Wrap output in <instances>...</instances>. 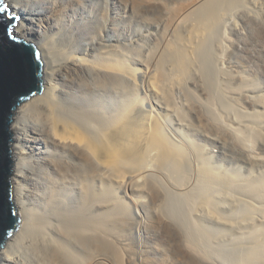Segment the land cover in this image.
<instances>
[{"label":"bare ground","instance_id":"6f19581e","mask_svg":"<svg viewBox=\"0 0 264 264\" xmlns=\"http://www.w3.org/2000/svg\"><path fill=\"white\" fill-rule=\"evenodd\" d=\"M6 1L21 16L18 37L35 44L46 64L44 91L19 104L13 116L12 186L21 224L0 249V264H123L124 259L158 264L153 252L158 239L162 256L172 249L183 264H212L217 249L206 245L216 236L205 237L207 224L220 227L221 241L232 244L231 249L223 246L226 254L240 261L264 257V212L256 216L241 209L247 214L227 218L225 210L235 213L237 207L226 195L232 179L207 158L205 165L197 163L203 156L168 125L172 115L180 124L185 119L172 94L179 87L189 89L184 82L196 54L245 0H139L144 6L130 9L132 15L144 9L165 18L154 26L161 40L151 32L153 38L148 36L135 55L104 44L101 5L91 17L85 0ZM111 21L108 29L115 31L117 20ZM88 38L98 47L90 46ZM226 41L221 47L229 50L232 38ZM223 72L241 76L231 63ZM189 82L210 95L198 80ZM243 96L264 109V100ZM185 105L196 111L193 103ZM207 121L224 136L215 120ZM248 126L252 138L263 139L264 150V127ZM234 136L236 145L245 148L248 139L241 131ZM258 156L242 158L254 168L264 163ZM184 164L189 178L201 180L202 187L162 182V173L176 179ZM261 178L238 184V192L258 195L264 191ZM178 199L192 206L196 222L174 215L170 203ZM136 229L145 237L137 239Z\"/></svg>","mask_w":264,"mask_h":264},{"label":"rangeland","instance_id":"374dc122","mask_svg":"<svg viewBox=\"0 0 264 264\" xmlns=\"http://www.w3.org/2000/svg\"><path fill=\"white\" fill-rule=\"evenodd\" d=\"M84 2V5H90L87 9L91 17L96 16L95 6L101 5V8L105 10L103 15H105L106 22L103 34H107V37L103 42L113 50L118 46V49L130 55H135V53L139 54V52H142V45L146 43L151 32H157L159 40L162 38L159 34L160 31H156L154 26L163 20L165 15L144 9L140 11V16L132 15L130 9L144 6V4H138L139 0H85ZM84 5L82 7H85ZM113 18L117 20L113 27L115 31H110L108 28H111V20ZM148 22H151V24ZM110 35L111 38L108 37ZM150 37L153 38L152 35ZM227 37L232 38L229 50L221 47L227 42ZM210 39L208 43L201 46L194 58L195 61L184 82L189 89L185 90L179 87L172 94L174 104L186 116L182 124H180L178 117L172 115L168 124L169 129L177 134V139L190 144L197 155L203 156L205 160L198 159L197 163L205 165L208 160L207 162L217 172L232 179V183L226 189V195L229 202H235L237 207L235 213H232L228 208L225 210L224 215L227 218L236 220L239 216L247 214L242 212L241 209L250 210L251 213L259 216L264 212V195H261L264 191L257 193L259 196L256 195V192V196H250L239 193L237 185L259 178L261 181V177L264 176V163L252 168L242 158L243 154H249L253 157L259 155L258 157L264 161V150L261 149L263 139L259 136L252 138L253 131L248 126V124H259L260 127H264V109L251 106L246 103L244 96L242 97V94L246 92L257 97L256 99L264 100V1L245 0L241 5H237L228 13L225 20L216 30L215 35H212ZM87 43L90 46L98 47L95 39L88 38ZM78 45L80 44H76L75 48ZM148 53L149 51L143 52L140 56L146 58ZM208 53H211L210 56ZM228 63L233 64V67L240 71V78L228 77L224 74L223 70ZM45 64L46 61H44V66ZM190 80H198L200 84L207 86L210 95L202 94L200 90L189 82ZM207 97H209V100H206ZM190 102L193 103L195 112L186 107L185 104ZM207 119L209 121L213 120V122L216 121V125L223 131L224 136L217 135L219 131L212 129ZM238 130L248 139L243 149L235 143L234 134ZM250 132L252 133L249 134ZM194 158L195 156H193ZM189 170L190 168L184 164L181 173H175L176 179L166 171L167 173H162V182L170 187H202L203 183L201 180L193 181L189 178L190 175H187ZM210 187H212V184L211 186H205L208 189ZM213 190L215 191V189ZM170 206L175 212L174 215L178 218L187 217V219L191 218L193 223L196 222V215L194 216L191 213L192 210L190 211V208L192 209V206L187 201L178 199V201L170 203ZM140 212L142 213V211ZM205 229L208 230L204 233L205 237L207 235L216 236V239L208 237L212 239V242L207 239L209 244L207 242L204 243L205 245L206 243L208 244L206 246L217 249L215 257L210 261L212 264H259L260 261L264 260L263 257L257 259L248 258L240 261L237 257L226 254L223 246L227 247L228 245L226 244H229L230 241H221L223 232L220 227L207 224ZM135 231L137 239L145 237L143 230L136 229ZM246 231L247 233H260V230L256 229ZM189 232L193 234L190 230ZM247 235L244 234L243 236L247 237ZM236 236L238 235H233L232 238ZM146 240L148 242L147 237ZM231 245L228 247H232ZM155 247L157 249L153 248V252L158 257V264H183L182 260L176 256L172 249H167V254L162 256L161 248L163 246L159 239ZM122 261L123 264H127L125 259Z\"/></svg>","mask_w":264,"mask_h":264},{"label":"water","instance_id":"95a60500","mask_svg":"<svg viewBox=\"0 0 264 264\" xmlns=\"http://www.w3.org/2000/svg\"><path fill=\"white\" fill-rule=\"evenodd\" d=\"M0 18L6 19L3 14H0ZM18 41L22 43L12 45L0 26V44L4 46L3 57L0 59V249L9 238L4 235L5 230L14 233L21 224L12 186L13 116L19 104L44 91V74L42 78L32 77L20 71L21 56L30 55L27 49L33 43L19 37ZM19 96L25 99H18Z\"/></svg>","mask_w":264,"mask_h":264},{"label":"snow or ice","instance_id":"6c2138e0","mask_svg":"<svg viewBox=\"0 0 264 264\" xmlns=\"http://www.w3.org/2000/svg\"><path fill=\"white\" fill-rule=\"evenodd\" d=\"M0 14H3L6 19L0 18V26L3 27V34L11 41L12 45L22 43L18 41L19 33L15 30L20 27L21 16L17 15L5 0H0ZM25 31L27 29L25 28ZM3 44H0V59L3 57ZM27 51L30 53L28 56H21L20 71L25 75H31L32 77L43 76V61L40 50L33 44L28 45ZM18 99H25L24 96H19ZM15 213H13L14 215ZM11 231L5 230V236H11Z\"/></svg>","mask_w":264,"mask_h":264}]
</instances>
